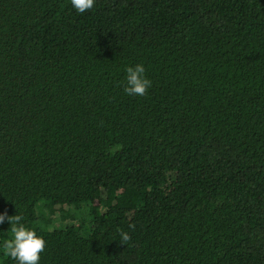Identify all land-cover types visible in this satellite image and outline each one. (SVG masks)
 <instances>
[{"label":"trees","instance_id":"trees-1","mask_svg":"<svg viewBox=\"0 0 264 264\" xmlns=\"http://www.w3.org/2000/svg\"><path fill=\"white\" fill-rule=\"evenodd\" d=\"M5 213L39 264H264V0H0Z\"/></svg>","mask_w":264,"mask_h":264},{"label":"clouds","instance_id":"clouds-1","mask_svg":"<svg viewBox=\"0 0 264 264\" xmlns=\"http://www.w3.org/2000/svg\"><path fill=\"white\" fill-rule=\"evenodd\" d=\"M71 4L78 13H85L92 9L94 0H71ZM145 67L142 64L126 69V86L124 92L129 96H144L151 87V80L145 77ZM7 220L11 225L12 237L6 239L2 245L3 256L15 260L17 264H39L40 254L44 252L46 242L36 231L26 228L21 222L22 215L7 216L0 214V224ZM134 227V225H129ZM121 244L127 243L131 237L127 232H121Z\"/></svg>","mask_w":264,"mask_h":264},{"label":"rangeland","instance_id":"rangeland-1","mask_svg":"<svg viewBox=\"0 0 264 264\" xmlns=\"http://www.w3.org/2000/svg\"><path fill=\"white\" fill-rule=\"evenodd\" d=\"M39 208V207H38ZM58 217H54V219H57ZM67 223H70V222H67ZM67 223H65V224H67ZM60 224H62V222L60 221V220H58L57 221V223H56V225H60Z\"/></svg>","mask_w":264,"mask_h":264}]
</instances>
